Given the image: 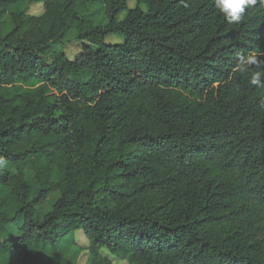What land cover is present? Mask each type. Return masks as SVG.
Instances as JSON below:
<instances>
[{
	"label": "trees",
	"instance_id": "trees-1",
	"mask_svg": "<svg viewBox=\"0 0 264 264\" xmlns=\"http://www.w3.org/2000/svg\"><path fill=\"white\" fill-rule=\"evenodd\" d=\"M6 17L0 264H264V89L236 56L264 61V9L0 0Z\"/></svg>",
	"mask_w": 264,
	"mask_h": 264
},
{
	"label": "clouds",
	"instance_id": "clouds-1",
	"mask_svg": "<svg viewBox=\"0 0 264 264\" xmlns=\"http://www.w3.org/2000/svg\"><path fill=\"white\" fill-rule=\"evenodd\" d=\"M264 9V0H214V6L219 14H221L229 24H238L245 17L246 10L257 7ZM262 53L255 51L247 54L239 52L236 54L239 61L238 70L241 73H248V83L251 86L264 89V67L258 57ZM255 66V70L251 68Z\"/></svg>",
	"mask_w": 264,
	"mask_h": 264
},
{
	"label": "rangeland",
	"instance_id": "rangeland-1",
	"mask_svg": "<svg viewBox=\"0 0 264 264\" xmlns=\"http://www.w3.org/2000/svg\"><path fill=\"white\" fill-rule=\"evenodd\" d=\"M40 11H41V8H34L32 10L33 13H40ZM12 27H13V24H12V21H11L10 17H6L5 20H4V22L2 23V25H0V32L6 33ZM77 35H78L77 32L72 31V32L68 33L65 36V38L63 39L62 42L67 44L69 41H71L74 38H76ZM55 48H56V50H60V46H55ZM66 49H67V47H66ZM33 176L34 175L32 173H30V172L26 174V178L28 180H31L33 178ZM58 199H59V194H53V195H51L48 198L47 203L44 206L38 208V210H37L38 211V214L39 215H46L49 212H51L52 211V208H53V205L57 202ZM78 241L82 245H85V243H86V239L82 235L78 236ZM78 255H79V251L78 250H73L71 252L70 256L68 257V259L70 261H72V262H75L76 259H77V257H78ZM86 260H87V256L86 255H83L82 258H81V260H80V264H85Z\"/></svg>",
	"mask_w": 264,
	"mask_h": 264
}]
</instances>
